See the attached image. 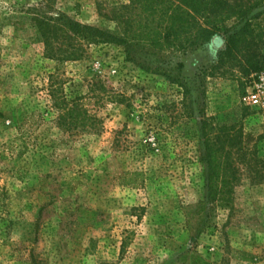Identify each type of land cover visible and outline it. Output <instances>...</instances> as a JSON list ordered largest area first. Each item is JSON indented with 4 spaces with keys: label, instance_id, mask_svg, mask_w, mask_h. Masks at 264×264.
<instances>
[{
    "label": "rangeland",
    "instance_id": "1",
    "mask_svg": "<svg viewBox=\"0 0 264 264\" xmlns=\"http://www.w3.org/2000/svg\"><path fill=\"white\" fill-rule=\"evenodd\" d=\"M129 3L0 0V264H264V95L243 100L264 89V69L214 67L222 34L180 82L114 45L63 64L44 56L32 15L121 33ZM254 51L263 59L264 43ZM50 79L65 103L43 89ZM208 147L223 177L193 238L183 207L208 194Z\"/></svg>",
    "mask_w": 264,
    "mask_h": 264
},
{
    "label": "trees",
    "instance_id": "2",
    "mask_svg": "<svg viewBox=\"0 0 264 264\" xmlns=\"http://www.w3.org/2000/svg\"><path fill=\"white\" fill-rule=\"evenodd\" d=\"M263 7L264 0H130L124 6L129 13L121 19V33L81 23L64 13L38 12L32 19L44 56L58 64L86 59L91 54V46L114 45L122 48L125 59L141 70L180 82L182 76L188 78L194 68L198 69L197 55L218 34L224 35L225 48L218 52L214 67L231 62L246 74L262 71L264 57L256 58L254 47L264 43V29H255L253 20L260 16ZM231 20L233 27L228 25ZM50 81V86L43 89L49 90L56 105L65 103L59 98L62 82ZM74 110L75 107L69 111ZM38 114L33 112L26 120ZM84 115L87 114L84 112ZM88 119L92 117H81L82 122ZM212 151L208 147V194L203 200L183 207L186 226L193 238L205 230L211 205L219 194L216 183L223 177ZM233 174L225 169L226 183H230L227 177ZM142 175V172H132L135 180L126 184H137L136 178Z\"/></svg>",
    "mask_w": 264,
    "mask_h": 264
},
{
    "label": "built area",
    "instance_id": "3",
    "mask_svg": "<svg viewBox=\"0 0 264 264\" xmlns=\"http://www.w3.org/2000/svg\"><path fill=\"white\" fill-rule=\"evenodd\" d=\"M261 80L264 84V76H262ZM262 95H264V89L260 86H257V88L249 91L248 94L243 97V100L251 107L261 106Z\"/></svg>",
    "mask_w": 264,
    "mask_h": 264
}]
</instances>
